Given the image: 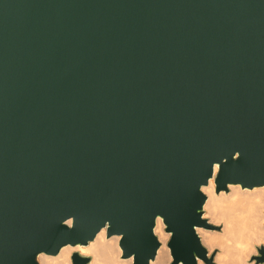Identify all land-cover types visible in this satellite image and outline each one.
<instances>
[{
    "label": "water",
    "instance_id": "1",
    "mask_svg": "<svg viewBox=\"0 0 264 264\" xmlns=\"http://www.w3.org/2000/svg\"><path fill=\"white\" fill-rule=\"evenodd\" d=\"M210 179L264 186V0H0V264L102 228L150 264L158 218L171 264H213Z\"/></svg>",
    "mask_w": 264,
    "mask_h": 264
},
{
    "label": "bare ground",
    "instance_id": "2",
    "mask_svg": "<svg viewBox=\"0 0 264 264\" xmlns=\"http://www.w3.org/2000/svg\"><path fill=\"white\" fill-rule=\"evenodd\" d=\"M205 188H211L212 191H204L207 194L204 215H210V219H214V221L222 220L223 228L221 234L213 230L197 228L201 242L210 249L216 245L220 246V253L216 255V264H246V259L254 251V243L264 241V225H262L264 186L249 189L229 184L228 193H226L227 191L215 193L214 181L210 179L202 189ZM154 232L157 234L161 246L150 264H167L169 257L166 259L168 255L166 241L169 234L165 232L160 218L156 221ZM119 239L120 237L117 235L107 237L105 228H102L86 246L66 245L56 255L39 254L38 261L39 264H71V253L79 251L80 253H91L94 264H131L132 257H121ZM198 264L204 263L198 260Z\"/></svg>",
    "mask_w": 264,
    "mask_h": 264
},
{
    "label": "rangeland",
    "instance_id": "3",
    "mask_svg": "<svg viewBox=\"0 0 264 264\" xmlns=\"http://www.w3.org/2000/svg\"><path fill=\"white\" fill-rule=\"evenodd\" d=\"M229 191H227L226 193H228ZM207 195V194H206ZM206 213V210H205V208H204V214ZM203 214V217L204 218H206L207 219V221L210 223V224H212V225H214V226H216L217 228H215V229H208V230H213L214 232H217L218 234H221V232H222V228H223V221L222 220H220V221H218V219L217 220H215V221H218V222H215L214 221V219H210V215H208V216H205ZM211 218H212V216H211ZM210 220H212V221H210ZM214 221V222H213ZM262 225H264V219H263V221H262ZM157 235V234H156ZM199 235V234H198ZM200 237V236H199ZM201 239V238H200ZM159 240V239H158ZM169 240V237H168V239H167V241ZM167 241H166V249H167V251H168V255L166 256V259L169 257V261H168V263L167 264H171V261H172V258H171V255H170V251H169V248L167 247ZM159 242H160V240H159ZM203 244V243H202ZM261 244H264V243H260V242H255L254 243V245H253V249H254V251H252V253H251V255L246 259V264H248V263H250V262H252L251 264H253V262L255 261L254 259H253V256L254 255H256L257 254V250H256V245H261ZM204 245V244H203ZM160 246H161V242H160ZM206 248H207V251H208V253H207V255H208V257H212V263L213 264H216V255H218L219 253H220V246H218V245H216L215 247H213L212 249H210L208 246H206V245H204ZM209 248V249H208ZM218 253V254H217ZM83 254H88V255H90L91 256V258H92V260H93V256H92V254L90 253H83ZM199 260H201V259H199ZM201 261H203V260H201ZM92 263H93V261H92ZM203 263L204 264H206L204 261H203ZM132 264V263H131ZM256 264V263H255Z\"/></svg>",
    "mask_w": 264,
    "mask_h": 264
},
{
    "label": "snow or ice",
    "instance_id": "4",
    "mask_svg": "<svg viewBox=\"0 0 264 264\" xmlns=\"http://www.w3.org/2000/svg\"><path fill=\"white\" fill-rule=\"evenodd\" d=\"M243 154V150L242 149H239V150H233L231 152V160L236 163L237 161L240 160L241 156ZM223 158H219L217 161H221ZM217 161H214L211 163V166H210V175L212 174V169H213V165L217 162ZM228 164V160L223 163V164H216V167H218L220 169V174L225 171L224 169V165ZM219 179V178H218ZM125 238V237H124ZM174 239V237H173Z\"/></svg>",
    "mask_w": 264,
    "mask_h": 264
},
{
    "label": "clouds",
    "instance_id": "5",
    "mask_svg": "<svg viewBox=\"0 0 264 264\" xmlns=\"http://www.w3.org/2000/svg\"><path fill=\"white\" fill-rule=\"evenodd\" d=\"M203 191H205V192H211L212 189L211 188H205V189H203ZM69 223H71V221H69ZM260 243H264V241H260ZM193 256H194V259H195V262H196L197 259H198V256L196 255V253H193ZM257 259L259 260V264H264V257H260L257 254ZM253 264H255V261L253 262Z\"/></svg>",
    "mask_w": 264,
    "mask_h": 264
}]
</instances>
